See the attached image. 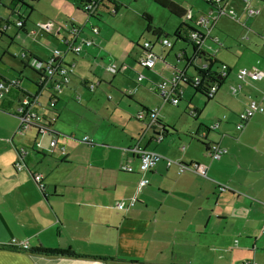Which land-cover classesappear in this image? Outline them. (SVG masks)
Instances as JSON below:
<instances>
[{
	"label": "crops",
	"instance_id": "obj_1",
	"mask_svg": "<svg viewBox=\"0 0 264 264\" xmlns=\"http://www.w3.org/2000/svg\"><path fill=\"white\" fill-rule=\"evenodd\" d=\"M170 1L183 8L193 22L200 16H206L210 18L204 22L206 25L217 20L215 12L219 16L224 15L219 5L221 0H206V11L186 9L180 3ZM80 2L78 0L79 8ZM118 5L117 0L107 1L92 16L86 15L85 21H98L106 14H116ZM108 7L116 11L110 13ZM184 20L174 30L179 35L175 39L182 43L177 49L185 63L182 73L190 81L180 83V98L183 97L184 85L196 92L191 84L192 78L203 77L198 71L200 66L192 60L187 61L186 56L191 55L186 50L188 42L184 34L192 26L183 23ZM71 26L77 28L75 44L89 38L92 42L82 45L77 55L67 51L66 46L53 48L61 51L65 62L74 63L68 82L57 94L55 111L48 109V98L45 103L40 100L44 92L50 95L51 92L37 87L35 71L34 79L30 81L32 89L28 90L22 85L21 68L15 76L0 70V79L17 80L16 87L2 96L13 107V114L17 99L23 93L36 94L40 121L51 124L58 144L51 147L49 141L52 137L49 134L40 137L35 135V131L34 137L0 138V244L16 238L25 241L29 247L22 250L0 246V264H241L245 259L264 264V110L255 113L242 129L235 127L236 113L245 108L249 98L264 91V78L250 80L246 77L241 80L238 71L245 67L233 66L232 69L228 66L229 70L222 79H218L217 88L211 95L215 101L204 106L207 113L198 116L200 108L197 105L188 108V114L194 121L184 131L189 132L190 137L170 121L168 102H164L156 92L158 79L150 88L159 99L158 107H154L157 109L155 123L149 125L146 113L142 119L136 117L141 125L138 126L140 133L133 132L136 136L89 137L93 141L89 144L81 141V137H71L72 133L67 135L57 131L56 124H53L59 115L60 101L74 91V87L68 84L76 82V77L84 87L85 82L90 81L85 75L76 73L77 56L84 58L81 52L90 45L91 49L86 52L101 49L94 41L99 28L96 34L92 33L91 27L95 26L92 23L86 32L76 24L63 25L65 35L62 36L58 26L52 30L50 23L39 29L42 32L52 30L50 34L55 32V35L51 34L50 38L63 42ZM156 28L161 32L159 27ZM151 36L162 48L159 40L167 36L162 32ZM173 44L167 47L170 48L168 50ZM188 44L192 54L195 53L194 47ZM152 47L151 44L154 64L149 68L140 66L138 59L145 53L138 47L133 60L137 67L145 71L154 67L161 56H157ZM98 55L104 64L105 58L111 57L103 52ZM28 56L21 60L22 68L29 66ZM213 57L215 62L211 63L209 59L212 58L204 56L210 73H215L210 69L212 64L218 63ZM92 58L96 60L94 55ZM112 59L118 71L116 59ZM82 60L87 61L85 58ZM119 66L133 69L125 63ZM248 66L250 71L264 72V61ZM180 68L177 65L171 70L174 69L175 73ZM142 76L140 80L135 77L133 91L138 90L143 78L147 79ZM205 82L213 83L208 78ZM99 83V80L95 82L94 89ZM224 83L225 87L220 89ZM238 84L241 87L232 93V87ZM63 102L65 107H70L64 112L75 113L79 109L76 103ZM139 105L142 108L136 111L152 109ZM223 113L227 117L220 119ZM216 121L219 123L212 129ZM72 128L69 125V129ZM92 134L96 135L94 129ZM211 143H218L226 153L212 159L207 152ZM59 145L64 146V153H61ZM134 145L158 153L161 159L141 173L138 155L130 149ZM165 158L174 162L166 164ZM191 162L204 165L205 175L188 168L187 164ZM122 163L128 164L131 171L121 170L119 165ZM34 174L41 175L42 187L35 182ZM141 176L146 177L148 183L137 190ZM119 202L123 205L121 209L117 208Z\"/></svg>",
	"mask_w": 264,
	"mask_h": 264
},
{
	"label": "rangeland",
	"instance_id": "obj_2",
	"mask_svg": "<svg viewBox=\"0 0 264 264\" xmlns=\"http://www.w3.org/2000/svg\"><path fill=\"white\" fill-rule=\"evenodd\" d=\"M173 1L180 3L186 9L196 8L200 11L207 9L206 0ZM117 2L119 5L116 14H106L98 21L94 19L85 21L86 14L79 8L78 0H24V3L32 7V10L16 0H0V17L9 18L12 23L0 34V70L15 76L18 68H21L23 72L22 85L28 90L32 89L30 84H33L30 81H33L35 76L31 68L33 58L43 60L54 47L59 49L65 47L62 41L50 38L51 34L55 35V32L50 34L54 27L58 26L61 36L65 35L63 25L76 24L82 27L84 32L88 30L89 23L99 28L94 41L101 49L95 48L94 52L88 51V53L85 50L91 49V45L85 47L81 55L88 62L77 56L78 63L75 70L77 74L85 75L91 82L95 83L99 80L100 83L93 91H89L78 82V77H76L74 79L76 82L68 84V86L74 87V91H70V95L60 101L59 115L53 123L56 124L57 131L67 135L72 133L71 137L87 135L112 139V137H122L123 135L126 137L136 131L140 133L141 129L139 130L138 126L141 125L135 116L136 110L141 107L139 104L149 109L158 107L156 105L159 100L158 96L150 90L153 81L160 80L162 77L169 79L174 74V69L171 70V68L177 67V65L181 66L180 69L175 70L177 72L183 71L185 67L182 55L177 50L182 43L176 40L173 35L182 19L170 14L152 0H117ZM219 5L224 15L220 14L219 16L215 12L217 20L209 21L205 26H198L187 19L182 21L205 35L200 49L193 54L191 46L186 43V50L190 51L188 55H191L186 56L187 61L192 60L197 66H203L207 62L204 56L208 52L210 58L211 55H214L218 60V63L212 64L210 67L215 73L222 70L220 63L230 66L232 69L233 66L247 69L249 64L264 61V0H221ZM10 7L15 13L9 16ZM249 8L258 12L248 15ZM144 12L151 15L152 27H159L162 35L165 33L167 39L174 43L171 50H168L170 48L167 47L157 46L150 32L146 31L147 23L141 17ZM17 14L23 17L28 15L24 29H18L14 25ZM48 23L52 25V30L40 31L39 28H44ZM32 30L33 32H31ZM145 41H149L153 45L155 54L161 56L157 58L156 64L149 71L137 67L133 61L138 52L136 44L143 45ZM23 50L29 55L30 62L29 66L24 68H22L21 58L12 57L13 52L21 53ZM99 52L116 59L118 71L107 70L101 56L98 55ZM174 53L176 54L175 58ZM92 55L95 56V61ZM122 63L130 65L133 69L121 68L119 65ZM137 72L143 74L147 79L143 78L138 90L133 91ZM224 87L225 83L220 89ZM183 91V97L178 100L176 107L169 103L166 104V107L170 109L169 118L173 124H176V129H183L182 133H186L190 137L189 132L184 131L194 121L188 114V108L197 105L200 108L198 116H202L207 113L205 107L215 99L213 97L206 100L204 94L194 92L193 88L187 85L183 86ZM49 95L44 92L40 96L42 103L46 102ZM63 101L76 103L79 109L75 113L64 112L65 108L70 109V107H65ZM6 103L8 105H5ZM12 108L9 101L6 102L5 97L0 98V138L34 137L33 127L35 128V126H31L24 133L18 132V120L13 114ZM61 112H64L62 117H60ZM223 114L227 117L226 113ZM135 124L136 127L133 126ZM69 125L73 128L69 129ZM93 129L96 131V135L92 134Z\"/></svg>",
	"mask_w": 264,
	"mask_h": 264
},
{
	"label": "built area",
	"instance_id": "obj_3",
	"mask_svg": "<svg viewBox=\"0 0 264 264\" xmlns=\"http://www.w3.org/2000/svg\"><path fill=\"white\" fill-rule=\"evenodd\" d=\"M110 2L113 0H81L80 2V8L83 12L86 13L87 16H92L95 11L99 8V6L103 5L106 2ZM247 1V0H245ZM108 10L110 13H113L116 11L113 7H108ZM222 12V11H220ZM248 15H254L257 13V10H254L252 8H249L247 10ZM184 19L190 20V16L188 14L185 15ZM210 20L209 17L206 16H200L194 23L198 26L205 25V21ZM11 25L10 21H1L0 17V27H2L4 30H6ZM14 25L17 27L23 26L24 21L17 17L14 21ZM91 32L96 34L98 32V27L92 26ZM185 35V40L190 43L194 50L197 51L200 49L203 39L205 35H203L201 32H199L196 28L192 26V28H187ZM77 36V28L76 26H71L69 28V35L66 39L63 40V43L66 46L67 51H71L75 55L79 54V52L82 49V45H89L91 44V39H84L79 44H75V37ZM159 42L161 45L165 47H171L172 42L167 39L166 37H162ZM143 47L148 50L145 55L140 56L138 59V62L140 66L149 68L154 64L155 57L150 52L151 49V43L145 42ZM25 51H22L21 53H15L13 52V57H19L22 61H24L26 57ZM72 62H65L63 58V54L58 49H52L50 54L43 60H33L31 64V68L35 73L37 74L36 78V84L37 87L42 89H48L51 92V95L47 99V107L49 110L55 111L54 107L57 102V94L62 89V86L65 85L68 82L69 75L73 68ZM105 65L106 69L110 70L112 72L116 71V65L113 61L112 57H106L105 58ZM222 70L218 71L217 73H214L213 75L214 79L218 81V79H222L229 70V67L223 63L220 64ZM207 65L200 66L199 69L201 70H207ZM142 74L137 75V80H140L142 78ZM238 77L241 80H244L246 77H248L250 80H258L261 78H264V72H258V71H250L245 68H241L238 71ZM183 81H189L185 78L184 74L181 72H175L169 79H161L155 84L156 92L160 96V98L164 102H168L173 105H177L178 100L181 97V86L180 83ZM190 83V81L188 82ZM85 86L89 90H93L95 83L91 81L85 82ZM191 84L198 87L199 89L203 90L204 93L211 97L213 92L217 88L216 82L211 83L210 85L205 82L204 79L194 76L192 78ZM204 84V86H203ZM207 84V85H206ZM17 85L16 79H11L9 81H4L0 79V98L10 92V90ZM241 87V84H238L235 87H232V93H234L237 89ZM37 96L36 94L32 93H23L18 99H17V105L14 110V113L16 117L18 118V127L17 130L20 133H24L26 130L30 129L31 126L36 132V135L38 136H44L49 134V137H52L49 141V145L51 147L57 146V140L55 139L56 135L54 132H52L51 124L47 121V123L41 122L40 117L37 113L36 106H37ZM264 110V91L259 94V96L251 97L249 98L245 108L239 112L236 113V122L235 127L237 130H240L243 128V126L247 123V121L255 114V113H261ZM156 108H152L148 110L147 112L144 111H137L136 117L139 119H142L145 117L146 113L149 116V125L155 123L156 119ZM192 113V111H190ZM225 115H221L220 119H225ZM219 121L214 122V124L211 126L212 129L216 128ZM50 124V126H49ZM81 141L92 144L93 141L89 136L83 135L81 137ZM59 149L61 153H64V146L59 145ZM131 151L136 152L138 155L139 160V171L141 173L146 172L154 163L159 161L161 159V155L158 153L142 149L137 145H134L130 148ZM208 155L212 159H218L220 156L226 153V149L222 146H220L218 143H211L208 145ZM166 164L172 163V159L165 158ZM16 165L19 167V162L16 163ZM187 167L194 170L198 174L204 176L206 173V168L204 165L197 163V162H191L190 164H187ZM119 168L121 170L131 171V167L126 164L122 163L119 165ZM35 182L37 185L42 187V177L40 174H34L33 176ZM148 183V180L146 177L141 176L138 183H137V190H140L143 186H145ZM134 200V198L132 199ZM117 208L121 209L123 208V205L121 202L117 203ZM0 246L7 247V248H13V249H22L27 250L29 247L25 241L11 238L10 240L6 241L4 244H0ZM241 264H257L255 261H251L248 259H245L241 262Z\"/></svg>",
	"mask_w": 264,
	"mask_h": 264
},
{
	"label": "trees",
	"instance_id": "obj_4",
	"mask_svg": "<svg viewBox=\"0 0 264 264\" xmlns=\"http://www.w3.org/2000/svg\"><path fill=\"white\" fill-rule=\"evenodd\" d=\"M16 1H19L22 5H25V6H27L30 10H32V7H30V6H28V5H26L25 3H24V0H16ZM154 3H156L157 5H159L160 7H162V8H164V9H166L170 14H172V15H174L175 17H177V18H180V19H183L184 18V16H185V13H186V11L183 9V8H181L178 4H176V3H174V2H172V1H170V0H152ZM4 7H6V6H4ZM10 9V14H9V16L10 15H12V14H14L15 12L12 10V7H10L9 8ZM17 17H19V18H21L24 22H25V20H28V15L26 16V17H23V16H20V15H18L17 14ZM141 17L146 21V31H148V32H151V34L153 35V36H157V35H159L161 32H160V30L158 29V28H156V27H152V25H151V23H152V18H151V15L150 14H148V13H142L141 14ZM9 21V18H1V21L2 22H4V21ZM12 24V23H11ZM18 29H24V25L23 26H20V27H18ZM5 30L2 28V27H0V34H2L3 32H4ZM178 31H179V29H178ZM173 35L175 36V37H179V35H178V32L176 31V32H174L173 33ZM139 48H141L142 49V51H144L143 53H147L148 52V50L147 49H145L143 46H140L139 44H136ZM206 55L209 57L210 55H208L207 53H206ZM211 58L212 59H209V62H211V61H213V62H215V59H214V57H213V55H211ZM212 63V62H211ZM210 63V64H211ZM209 64V65H210ZM198 71L203 75V77H202V79H210L213 83L214 82H218V81H216L215 79H214V77H213V75H215L214 73H210V72H208V70H201V69H198ZM221 82V81H220ZM193 87H194V89H195V91L197 92H201L202 94H204L205 95V98L207 99V100H209L211 97H208L205 93H204V91L203 90H201V89H199L198 87H196V86H194L193 85ZM49 126H50V124H49ZM52 132H54V134H56V132L54 131V130H52ZM55 254H61V253H55ZM63 254V253H62Z\"/></svg>",
	"mask_w": 264,
	"mask_h": 264
},
{
	"label": "water",
	"instance_id": "obj_5",
	"mask_svg": "<svg viewBox=\"0 0 264 264\" xmlns=\"http://www.w3.org/2000/svg\"><path fill=\"white\" fill-rule=\"evenodd\" d=\"M164 35H166L165 33H164ZM155 133H157V131H154Z\"/></svg>",
	"mask_w": 264,
	"mask_h": 264
}]
</instances>
